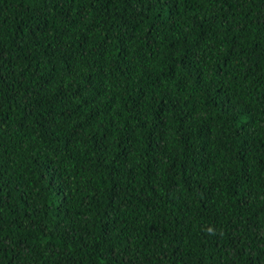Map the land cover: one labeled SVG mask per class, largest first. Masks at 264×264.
Wrapping results in <instances>:
<instances>
[{
  "label": "trees",
  "instance_id": "trees-1",
  "mask_svg": "<svg viewBox=\"0 0 264 264\" xmlns=\"http://www.w3.org/2000/svg\"><path fill=\"white\" fill-rule=\"evenodd\" d=\"M0 264H264V0H0Z\"/></svg>",
  "mask_w": 264,
  "mask_h": 264
}]
</instances>
